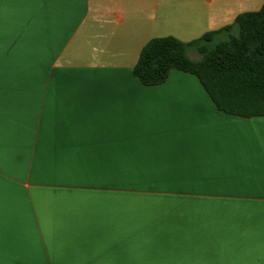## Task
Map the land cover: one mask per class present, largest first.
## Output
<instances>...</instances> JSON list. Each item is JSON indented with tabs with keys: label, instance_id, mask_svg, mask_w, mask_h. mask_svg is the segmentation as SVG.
<instances>
[{
	"label": "crops",
	"instance_id": "0c3cea01",
	"mask_svg": "<svg viewBox=\"0 0 264 264\" xmlns=\"http://www.w3.org/2000/svg\"><path fill=\"white\" fill-rule=\"evenodd\" d=\"M263 5L0 0V264H264V116L133 74Z\"/></svg>",
	"mask_w": 264,
	"mask_h": 264
},
{
	"label": "trees",
	"instance_id": "16d2710c",
	"mask_svg": "<svg viewBox=\"0 0 264 264\" xmlns=\"http://www.w3.org/2000/svg\"><path fill=\"white\" fill-rule=\"evenodd\" d=\"M192 53L201 58H192ZM174 70L196 76L220 112L263 117L264 5L190 42L172 36L152 39L133 74L152 87L166 83Z\"/></svg>",
	"mask_w": 264,
	"mask_h": 264
},
{
	"label": "rangeland",
	"instance_id": "374dc122",
	"mask_svg": "<svg viewBox=\"0 0 264 264\" xmlns=\"http://www.w3.org/2000/svg\"><path fill=\"white\" fill-rule=\"evenodd\" d=\"M192 57H193L194 59H200V58H201L200 55L197 54V53H192Z\"/></svg>",
	"mask_w": 264,
	"mask_h": 264
}]
</instances>
